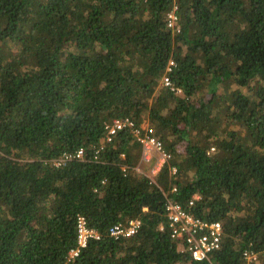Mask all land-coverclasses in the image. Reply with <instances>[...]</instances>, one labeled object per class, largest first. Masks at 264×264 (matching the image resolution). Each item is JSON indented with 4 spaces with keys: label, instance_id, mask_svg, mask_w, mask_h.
Masks as SVG:
<instances>
[{
    "label": "trees",
    "instance_id": "1",
    "mask_svg": "<svg viewBox=\"0 0 264 264\" xmlns=\"http://www.w3.org/2000/svg\"><path fill=\"white\" fill-rule=\"evenodd\" d=\"M124 118L173 154L162 191L130 130L105 143ZM164 192L222 223L210 261L172 239ZM79 216L101 239L74 264H264V0H0V264H66Z\"/></svg>",
    "mask_w": 264,
    "mask_h": 264
},
{
    "label": "built area",
    "instance_id": "2",
    "mask_svg": "<svg viewBox=\"0 0 264 264\" xmlns=\"http://www.w3.org/2000/svg\"><path fill=\"white\" fill-rule=\"evenodd\" d=\"M170 19V27L173 28L176 20L175 15L171 14ZM177 30L179 31V29ZM175 66V62L171 60L167 66L166 75L162 79V86L171 88L180 94L182 93L181 89L174 88L170 78V73ZM105 130L106 144L113 143L120 132L131 131L141 150L140 161L134 167V173L145 177L150 181V184L160 187L161 191L163 189L159 185V179L165 168H169L172 176L177 175V168L170 165L173 154L166 147L164 141L156 137L153 128L145 124L137 125L131 118H124L115 120L113 124L107 125ZM102 150H104V146L100 147L96 154L98 155ZM212 150L214 151V149ZM85 154V151L80 149L73 154H65L54 164L56 167H63L73 160L83 161ZM122 156L125 158V155ZM95 159H97V156ZM128 169V166H123L124 173L128 172ZM173 192H176V189ZM164 195L167 198L165 209L172 239L181 243L194 261H210L211 255L219 251L222 246L224 237L222 223L207 221L197 217L191 213V210H187L182 204L169 198L168 193L164 192ZM200 198L199 195L195 196L189 203V207L193 208L195 201L200 200ZM140 226L141 222L137 219L130 220L128 223H118L109 229V234L115 239L130 238L138 233ZM77 232V247L69 252L66 264H74L81 251L88 247L90 241L101 239L98 231L90 228L83 216L78 217ZM243 256L248 264L257 260V255L251 250L244 252Z\"/></svg>",
    "mask_w": 264,
    "mask_h": 264
},
{
    "label": "rangeland",
    "instance_id": "3",
    "mask_svg": "<svg viewBox=\"0 0 264 264\" xmlns=\"http://www.w3.org/2000/svg\"><path fill=\"white\" fill-rule=\"evenodd\" d=\"M144 124H145V125H148L147 122L144 123ZM173 140H174V139H173L172 137H170V138L168 139V143L171 144ZM179 149L182 150L183 148H180V147H179Z\"/></svg>",
    "mask_w": 264,
    "mask_h": 264
}]
</instances>
